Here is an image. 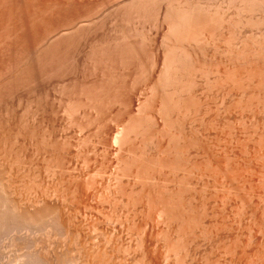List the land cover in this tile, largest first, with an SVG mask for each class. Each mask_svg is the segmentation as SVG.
Instances as JSON below:
<instances>
[{
  "label": "rangeland",
  "instance_id": "obj_1",
  "mask_svg": "<svg viewBox=\"0 0 264 264\" xmlns=\"http://www.w3.org/2000/svg\"><path fill=\"white\" fill-rule=\"evenodd\" d=\"M2 1L5 6L3 4L0 5V21L3 18L4 21L10 19V14H12L10 7L16 9H14V12L11 8L14 13H17V15H19L18 12L20 10L22 11V9H25H20V6L19 8L17 7L20 9L18 11L16 6L22 5V7H24L23 4H25L24 2H26V0H0L1 3ZM13 1H18V5ZM41 1L44 4L47 3L45 4L47 6L49 4L50 8L48 9V12L47 10L43 11L42 7L38 6L40 1H35L38 2V5L36 3L38 6V9L36 10L42 11V17L48 14L46 17H43L45 20L47 19L50 22L53 21V23L55 21L56 24L59 23L60 28L67 29L71 28V26L73 27V25H71L72 18L77 16V20H80L77 21L80 27H78L79 29H73L74 32L72 30L70 33L71 36H64V39L61 37L57 40L58 43L57 41H54L55 44L52 42V47L49 44V46L47 45V48L42 42L43 38H39L41 32L44 31L43 29H45L43 28L45 25L41 24L40 21H37L36 23L31 24L33 27L30 25L33 29L32 31L30 30L31 34L29 35L31 40V42H29L33 44L30 49L26 48L23 50L25 48L22 47L24 44L18 45V50L0 47V50L3 48L5 49H3L4 52L2 50L0 51V166L2 165L0 167V180H3L2 183H5L7 180L6 183H8L2 184L0 181V187H2L0 193L8 195V197L6 196L8 199L11 197L12 199L14 198L13 200L17 199L16 201H12L11 199V202L9 199V202L11 203H9L10 205H12L13 202V204L19 201L21 202L23 196L24 198H22V200L25 199L24 201H29L30 198L33 200L31 202L35 201V207L30 203V205L34 207L33 209L37 207V201L38 205L41 206L43 204L42 207L38 206L40 209L44 208L46 205L48 207V203L50 202L48 207L49 210L47 208V211H49V213H47L48 215L50 214L48 216L50 218L47 220L50 222L46 221L49 223V227H47L45 221H33L35 223L33 224L36 227L38 226V228L31 226V228H33L30 230L32 231L30 232L32 235H26L27 238L29 236H34V238H31L30 242L33 245V248L31 244L27 243L31 246L30 248H28V245L26 247L28 249V256L24 255V253H26L24 252L26 250L24 243L29 239L26 240V236L25 239L20 236L21 238L18 237L20 240L18 238L16 239L18 243L16 241L13 244L10 243L12 240L10 239L8 232L11 231H9V228L11 227L2 226L1 224L0 264H13L14 260L18 259V257L22 258V255H24L22 259L24 261L20 260L18 261V264L21 262L22 264H26L28 258L33 255L35 256V253H41L40 251L37 253L38 249L40 250L41 247V249L43 251L45 250L48 254L45 253V251H42L45 255L42 257L41 254L43 253H41L40 259H38V255L36 257L33 256L34 259H32V262L34 263L35 260L37 261L34 264H73L72 260L74 264H264V184H262V182L264 183V89L262 86L257 87V85V88H255L254 83L253 86H251L252 81H250V78H248L247 75V73L252 74L254 72L255 74L253 73L254 76H252L258 81L264 76V72L262 71V69L264 70V58L262 59V57H264V55H262L264 54L263 49L261 56L257 57H255V51L257 50L253 51L251 49L252 47L254 49V47H257L258 45H260L258 47H261V43H264L262 42L264 41V13L262 14L264 10H262V12L259 10L260 13L258 10L255 12L254 10H251L255 14L249 13L250 11H248V9L250 7H246L248 5V2L246 3V1L249 0H242L245 2L243 5H241L240 0H160L163 7H167L168 4H170L171 7H173L172 5H174V7L177 5L183 7L185 4V7L189 8V6L193 7L195 4L194 6L200 5L204 8L208 7L207 10L210 12H213L214 10L213 14L218 10L217 14L220 15H218L219 17L216 15L217 18H219V20L217 19V22L218 24H225L224 26H220L216 21L213 22V20L210 19L207 20L209 22L202 24L205 25L203 27L199 22L203 23L205 20H200L198 21V24H200V27L202 26L201 30L204 29L205 32L203 30L202 32L204 33L202 34L201 31L198 30L200 29L199 26L193 27L200 32L198 33L196 31L201 36L199 37L197 34L199 39L197 38L198 40L191 41V44L188 42L183 43V47L186 46L185 49L188 50L189 53L186 50H184V52L186 51L189 55L192 54L189 56L192 57L189 58V61L192 60L194 66L192 65L193 67L191 68H198L197 70L199 73L196 72L197 70L195 71L192 69L193 72L190 70V73H192L190 76L193 78L191 80H186L187 78H191L189 73H186L184 81H191L188 83L191 86L185 84L186 82H182V86H186V89L185 87L183 89L182 86L179 85L183 89V91L182 89L180 90L183 93L178 91L179 94H182L180 95L181 98L183 97L181 99L177 96L178 94L175 93V95H173V91H175L173 85H167L164 79H160L162 78L160 77V72L164 65L167 64L164 63V61H168V59L165 60V55H169L167 52L170 50V47H173V44L176 45V43L177 45L181 44L182 46V42L179 44L178 42L180 41H177L175 37L168 36L169 25L163 20L162 16L161 18L157 17L156 7H152V5L148 3L149 8L147 7L148 9L146 8L142 11H147L149 14L147 15L146 13H143L144 17L142 16L141 19L134 13L135 11H132L137 9V7L131 9L126 5V7H124L123 3L125 0ZM42 2L41 4L43 6ZM52 3L55 6H53ZM71 3L72 5L74 4V7H71ZM63 4L65 6H63ZM239 6H242V8ZM117 8L120 11H118ZM152 8L155 9L153 10ZM228 10L230 11L228 12ZM64 12H66V14ZM256 12H258V14ZM22 13L24 12L22 11ZM73 14H75V16ZM134 14L137 16H134ZM220 16L224 18H222L223 22L222 20L220 21ZM1 17L3 18L1 19ZM69 17L72 18L68 19ZM257 17L262 25H259L261 24L260 22L259 24L257 23ZM212 18L215 20V15ZM83 24L86 26H82ZM30 26L28 25L27 28ZM209 32L210 34H208ZM255 34H258L259 37H256ZM261 36L263 40H261ZM37 39H39V41ZM253 39L256 41H253ZM243 40L247 43L250 42L248 48L251 47L250 49L254 54L250 49L249 53L251 52L252 55H254L257 62L259 60L258 63L253 60V63L247 64L246 62L248 61L246 59V61H244L245 64L238 63L239 60L241 62L243 61V58L246 57L248 60L251 58L254 59L251 54H247L248 48L246 49L245 46H248V44H243ZM116 43H119V46ZM253 43H255V46ZM27 44L25 45L27 46ZM240 44L243 48L242 50ZM234 45L237 48H240V50L238 49L239 51H243L245 48L247 51L245 52L244 50L243 53L245 52L247 56H243V58H241L242 56H237V54L241 55L242 52L237 53V48H235L236 50H233V47H235ZM28 46H30V44H28ZM39 47L46 48L45 51L39 52L42 58L33 50L34 48L40 49ZM258 47L255 49H258ZM134 48H137L136 51ZM259 50H261V48H259ZM231 51H236L235 57H239L238 61H236L238 58H234V52V55H232ZM36 55L38 57H35ZM249 55L252 57L248 58ZM258 55H260V51ZM32 57L33 59H31ZM113 57H115V59ZM17 62V65H20L21 67L16 65ZM261 62H263V66L260 64ZM192 63H190V65ZM197 63L201 66L198 67ZM257 64L259 65L257 66ZM237 65L239 67H237ZM243 65H245V67ZM256 66L262 71V74L259 75V70L257 68L255 70ZM17 68L21 70L19 71ZM23 69L27 70L25 71ZM43 70H45V72ZM237 70H239V72ZM235 72H237V74ZM242 72L246 75L243 74L238 77V74H241ZM12 75H15L16 80L18 79L17 81L20 83L19 85H16L17 81L15 82V80H13L15 84L12 82L11 85L10 82L12 79H15ZM29 75H33V77H30ZM187 75L189 77H187ZM230 76L232 77L231 79ZM257 76H259V78ZM234 77L235 79L238 78V81L241 82H235L237 80H235ZM25 78H27V80ZM247 78L249 80L248 82H246ZM158 79H160L159 82ZM7 80L10 82L7 83ZM243 80H245V82ZM236 83L242 85L238 86ZM247 83L250 84L251 87ZM7 84L12 87L8 88ZM14 85H16V87ZM187 86L189 88H187ZM244 88L245 90L243 91ZM246 89L250 90L245 92ZM251 90H255V92H252ZM243 92H245V95ZM249 92L251 94H249ZM254 93H258L256 95L260 98L258 99ZM154 94L156 95L154 96ZM252 94H254V97L251 96ZM248 95L251 96V98L249 96L251 101L247 98ZM187 96L189 98H187ZM161 98L165 99L163 100ZM167 98L169 100H167ZM175 98H178L177 100L181 99V105L179 104V107L184 105L180 108L184 110H180L181 113L179 114L177 113L179 111L176 112L174 110L177 102ZM252 98L254 100H252ZM255 98L257 99L255 100ZM151 99L153 100L151 101ZM162 101H165L166 103H163ZM168 104H172L174 107ZM251 105L254 107H251ZM9 106L10 108H8ZM152 106L156 111L154 110V112H152ZM155 106H157L159 110L163 109L162 111L166 112L163 114L165 116L160 115L163 113L162 111V113L159 112L157 115L156 112L158 110L154 108ZM163 106L166 109H164ZM179 107L176 105L175 109ZM193 107L195 108L193 109ZM170 109L172 110L171 112H169ZM189 111H191V113ZM183 112L184 114L186 113V116ZM151 114L152 116H155L154 120L152 119ZM149 117H151V121L149 120ZM168 119L170 122L167 121ZM201 120L203 122H201ZM136 122L139 124H135ZM153 123H155L156 126ZM152 124L154 127H152ZM133 125H135V127L138 126V131L140 133L137 132V127L135 131L138 134L135 133ZM64 126L65 128H63ZM125 128H127V130ZM155 128L158 129L157 131L160 132V134L155 131ZM123 129H125V131ZM159 129L161 131H159ZM43 132L45 133L43 134ZM141 133L145 134L141 135ZM150 134L152 136H150ZM176 134L177 137L181 135V138L178 137L180 141L175 137ZM115 135H119L121 137H119L120 140L119 138L116 140ZM172 136L175 137L176 140H174L175 138ZM19 144H22V147ZM184 155L188 156L185 157ZM18 157L19 160H17ZM2 163H4L5 166ZM163 164H165V166ZM168 164L171 165L169 166ZM144 165L145 167H143ZM6 169L11 173L7 172ZM210 170H212V172ZM116 174H118L117 177ZM126 174L129 175L127 176ZM8 177L9 179H7ZM181 183L184 184L182 185ZM3 185H6L4 188L7 187L5 190L9 191L10 189V191L5 193L3 190V192H1ZM12 185L14 187H12ZM33 198L37 200H34ZM38 198L41 200L44 198L45 201H39L40 199L38 200ZM8 199H5L6 202ZM2 201L4 202V198ZM15 205H17V203ZM162 207H166L164 208V211L160 210ZM167 211H170L168 212L169 214ZM171 213H174L175 215ZM176 216H179V218H175ZM46 218L47 217H45V219ZM56 220H59V222ZM38 222H42V224L44 222L48 229L44 228V224H40L44 228L41 230L42 227H40ZM1 231H3V234ZM31 248L34 249L33 253L35 252L32 255V251H30L32 250ZM21 249H24L23 254H21ZM63 257H65L64 260ZM77 257H82L81 260H84L85 262L80 261V259L76 260L75 258ZM65 260L66 262H64ZM78 261H80V263Z\"/></svg>",
  "mask_w": 264,
  "mask_h": 264
},
{
  "label": "bare ground",
  "instance_id": "obj_2",
  "mask_svg": "<svg viewBox=\"0 0 264 264\" xmlns=\"http://www.w3.org/2000/svg\"><path fill=\"white\" fill-rule=\"evenodd\" d=\"M25 1V0H24ZM36 0H26V2H24L25 4H23V6L24 7H22V5H18V1L17 2H14V3H16L18 6H16V8L18 7H20L21 6V8L20 9H22V8H25V9H22V11L24 12V13H22V11L20 10V9H18L17 8V10L19 11H21V13H20V11L18 12L19 13V15H17V13H14L15 12V8H12V7H10V11L12 12V14H10V17H9V15H8V17L10 18L9 20L7 19V18H5V19H7V20H5L4 21V18L3 17H1V21H0V47H7L8 49H17L18 50V48H19V46L18 45H21V44H24L22 47L24 48H22L23 50H25L26 48L27 49H30L32 46L31 45H33V44H31L30 42H31V40H30V30L32 31L33 29L31 28V24H33V23H36L37 21L39 22H41V24H43V25H45L43 28H45V29H43L44 31L43 32H41V34H40V36H39V38H43V40H42V42H43V44H45V46H49V44L51 45V43L52 42H54V41H57L59 38H63L64 36H68L69 37V35L71 36V32H72V30L73 29H75V28H78V27H80V25H79V23H77V21H80V20H77V16L76 17H69L68 19H70V18H72L73 20H72V23H71V25H73V27L71 26V28H67V29H64V28H60L59 27V23L58 24H56V22L54 21V23H53V21L52 22H50L49 20H45V18H43L42 17V14H41V10H36V9H38V6H40V7H42V10L44 11V10H47V12H48V9H50L49 8V4H48V6L47 5H45V4H47V3H43L41 0H39L40 2V4L38 5V2H35ZM56 1V0H55ZM58 1V0H57ZM75 1V0H74ZM73 1V2H74ZM87 1V0H86ZM163 1V0H162ZM161 1V2H162ZM178 1V0H177ZM193 1V0H192ZM195 1V0H194ZM241 1V5H243L245 2H243L242 0H240ZM246 1V0H245ZM5 2V1H4ZM41 2L43 3V6H42V4H41ZM45 2V1H44ZM51 2V1H50ZM49 2V3H50ZM54 2V1H53ZM187 2V1H186ZM208 2V1H207ZM215 2V1H214ZM243 2V3H242ZM248 2V5L246 6V7H250L249 9H248V11H250L249 13H251V14H255L254 12L256 11V10H258V12H259V10L262 12V10H264V0H249V1H246V3ZM5 3H7V2H5ZM36 3H37V5H36ZM62 3V2H61ZM64 3V2H63ZM101 3V2H100ZM115 3V2H114ZM122 3V2H121ZM148 3L149 4H151L152 5V7H156V12H157V17H159V18H161V16H162V18H163V20H165L166 21V23H167V25H169V27H168V29H169V33H168V36H173V37H175V39L177 40V41H180V42H178L179 44L182 42V46H181V44L180 45H177V43H176V45L175 44H173L174 46L171 48L170 47V50L167 52V54H169L168 56L167 55H165V60H167L168 59V61H164V63H167V64H165L164 65V67L162 68V71L160 72L161 73V76L160 77H162V78H160V79H164V81L166 82V84L167 85H173L172 87L174 88V90L176 91H173L174 92V94L173 95H175V93L176 94H178L177 96H179L180 98H181V96L180 95H182V94H179V92L180 93H183V92H181L180 90L183 88L184 89V87H185V89H186V86L185 85H183L182 86V82L183 83H185V84H188V83H190L191 81H184L185 80V78H184V76H186V73H189V76H190V74H192V73H190V70H191V72H193L192 71V69L193 68H191V67H193L194 65H193V63H192V60L191 61H189L190 59L189 58H192V57H189V56H191L192 54H188L189 53V51L188 50H186L185 48H186V46L185 47H183V43L184 42H188L189 44H191L190 42L191 41H193V40H198L199 38H198V36L200 37L201 35H199L198 33H200V32H198L197 30H196V28H193V27H198L200 24L202 25V24H204V23H207V22H209V21H207V20H210V19H212L213 20V22L214 21H216V23L218 24V20H219V18H217V16L218 15H220V14H217L218 12V10L217 11H215V13L213 14V12H214V10H213V12L211 13L209 10H207V8H204V7H201L200 5L198 6H194L193 5V7L191 6H189V8H186L185 7V4L183 5V7L182 6H175L174 7V5H172L173 7H171V5L170 4H168L167 5V7H163V4L162 3H160V0H125L124 1V7H126V6H129V8L131 9V8H136L137 7V9H134V10H132V11H135L134 13L135 14H137L138 15V17H144V14L146 13L147 15L149 14V13H147V11L146 12H144V11H142V10H145L149 5H148ZM161 5H160V4ZM165 3V2H164ZM192 3V2H191ZM201 3V2H200ZM216 3V2H215ZM1 4H3L4 5V3H3V1H2V3L0 2V5ZM20 4V3H19ZM65 4V3H64ZM63 4V6H65ZM67 4V3H66ZM69 4H70V2H69ZM76 4V3H75ZM176 4V3H175ZM183 4V3H182ZM196 4H199V3H196ZM205 4V3H204ZM240 4V3H239ZM8 5V4H7ZM52 5H53V3H52ZM61 5V4H60ZM93 5V4H92ZM103 5V4H102ZM111 5V4H110ZM126 5V6H125ZM170 5V6H169ZM189 5V4H188ZM229 5V4H228ZM5 6V5H4ZM53 6H55V5H53ZM57 6H59V5H57ZM62 6V5H61ZM74 7V4L72 5V3H71V7ZM89 6V5H88ZM221 6H222V4H221ZM245 6V5H244ZM13 7H14V5H13ZM51 7V6H50ZM60 7V6H59ZM120 7V6H119ZM118 7V8H119ZM123 7V6H122ZM151 7V6H150ZM188 7V6H187ZM219 7V6H218ZM240 7V6H239ZM13 9V11H12V9ZM52 8H54V7H52ZM64 8V7H63ZM68 8V7H67ZM91 8V7H90ZM117 8V9H118ZM149 8V7H148ZM147 8V9H148ZM222 8V7H221ZM230 8V7H229ZM228 8V9H229ZM240 8H242V6L240 7ZM15 9V10H14ZM62 9V8H61ZM84 9V8H83ZM127 9V8H126ZM153 9V8H152ZM155 9V8H154ZM153 9V10H154ZM210 9V8H209ZM9 10V9H8ZM25 10V11H24ZM72 10V9H71ZM74 10H75V8H74ZM78 10V9H77ZM112 10V9H111ZM152 10V11H153ZM237 10V9H236ZM241 10V9H240ZM251 10H254V12H252ZM70 11V10H69ZM117 11V10H116ZM118 11H120L119 9H118ZM129 11V10H128ZM152 11H151V13H152ZM230 10H228V12H229ZM243 11H244V9H243ZM247 11V12H248ZM8 12V11H7ZM52 12H53V9H52ZM51 12V13H52ZM57 12V11H56ZM62 12V11H61ZM60 12V13H61ZM76 12V11H75ZM97 12V11H96ZM100 12V11H99ZM131 12V11H130ZM220 12V11H219ZM258 12H256L257 14H258ZM3 13H5V12H3ZM55 13V12H54ZM65 14H66V12H64ZM113 13H114V11H113ZM123 13V12H122ZM133 13V12H132ZM144 13V14H143ZM153 13H154V11H153ZM211 13V14H210ZM240 13V12H239ZM260 13V12H259ZM264 13V11L262 12V14ZM53 14V13H52ZM56 14V13H55ZM134 14V16H137V15H135ZM5 15V14H4ZM3 15V16H4ZM48 14H46V16H47ZM74 16H75V14H73ZM72 15V16H73ZM77 15V14H76ZM107 15V14H106ZM125 15V14H124ZM132 15V14H131ZM151 15V14H150ZM214 15H215V20H214V18H212V17H214ZM217 15V16H216ZM222 15V14H221ZM227 15V14H226ZM261 15V14H260ZM264 15V14H263ZM2 16V15H1ZM17 16V17H16ZM45 16V17H46ZM71 16V15H70ZM126 16V15H125ZM56 17V16H55ZM138 17H136V18H138ZM146 17H148V16H146ZM219 17V16H218ZM230 17V16H229ZM246 17V16H245ZM254 17V16H253ZM259 17V16H258ZM258 17H257V23L259 24V22L260 21H258ZM261 17V16H260ZM223 17L222 16H220V21L222 20V22H223V19H222ZM231 18V17H230ZM243 18V17H242ZM51 19H53V18H51ZM67 19V20H68ZM128 19V18H127ZM142 19V18H141ZM218 19V20H217ZM226 19V18H225ZM250 19H253V18H250ZM250 19H249V21H250ZM261 19V18H260ZM58 20V19H57ZM62 20V19H61ZM107 20V19H106ZM129 20V19H128ZM144 20V19H143ZM162 20V21H163ZM203 21V20H205V21H203V23L202 22H199L200 24H198V21ZM69 21H71V20H69ZM157 21H159V20H157ZM164 21V22H165ZM224 21H226V20H224ZM241 21H242V19H241ZM249 21H248V24H249ZM252 21V20H251ZM255 21V20H254ZM263 21H264V17H263ZM262 21V22H263ZM46 22H47V24H46ZM136 22V21H135ZM138 22V21H137ZM154 22V21H153ZM197 22V23H196ZM253 22V21H252ZM52 23V24H51ZM194 23H196V24H194ZM243 23V22H242ZM251 23V22H250ZM261 23V22H260ZM40 24V23H39ZM54 24H56V25H54ZM89 24V23H88ZM92 24V23H91ZM110 24V23H109ZM139 24H140V22H139ZM198 24V25H197ZM211 24V23H210ZM215 24V23H214ZM214 24H213V26H214ZM220 24V26L221 25H225L224 23H219ZM218 24V25H219ZM254 24V23H253ZM264 24V23H263ZM28 25L30 26L29 28H27L28 27ZM85 24H83L82 26H84ZM94 25V24H93ZM111 25V24H110ZM195 25V26H194ZM252 25V24H251ZM259 25H262V23L261 24H259ZM258 25V26H259ZM86 26V25H85ZM155 26V25H154ZM203 27L205 26V25H202ZM201 26V27H202ZM206 26H208V25H206ZM219 26V27H220ZM228 26V25H227ZM240 26V25H239ZM33 27V26H32ZM39 27V26H38ZM107 27V26H106ZM200 27V26H199ZM200 27V29H198L199 31H201V33L203 34L204 32H205V30H204V32H202L203 30H201L202 28ZM217 27V26H216ZM218 27V28H219ZM31 28V29H30ZM37 28V27H36ZM41 28V27H40ZM119 28H120V26H119ZM208 28V27H207ZM3 29V30H2ZM39 29V28H38ZM37 29V30H38ZM79 29V28H78ZM81 29V28H80ZM195 31H194V30ZM206 29V28H205ZM215 29V28H214ZM220 29V28H219ZM254 29V28H253ZM256 29V28H255ZM260 29V28H259ZM40 30V29H39ZM91 30V29H90ZM116 30V29H115ZM211 30V29H210ZM209 30V31H210ZM229 30H230V27H229ZM234 30V29H233ZM236 30V29H235ZM25 31V32H24ZM36 31V30H35ZM34 31V32H35ZM75 31H77V30H75ZM198 33H197V32ZM206 31H207V29H206ZM213 31V30H212ZM223 31V30H222ZM258 31V30H257ZM73 32H74V30H73ZM79 32V31H78ZM138 32V31H137ZM208 32V31H207ZM253 32V31H252ZM251 32V33H252ZM261 32V31H260ZM35 33H37V32H35ZM76 33V32H75ZM85 33V32H84ZM214 33V32H213ZM167 34V33H166ZM197 34H198V36H197ZM208 34H210V32L208 33ZM262 34V33H261ZM74 35V34H73ZM205 35V34H204ZM244 35V34H243ZM254 35V34H253ZM256 35V37H259L258 36V34H255ZM33 36V35H32ZM133 36V35H132ZM136 36V35H135ZM154 36V35H153ZM156 36V35H155ZM220 36V35H219ZM68 37H66V38H68ZM73 37V36H72ZM81 37V36H80ZM93 37V36H92ZM126 37V36H125ZM263 37H264V35H263ZM65 38V39H66ZM71 38V37H70ZM169 38V37H168ZM198 38V39H197ZM203 38V37H202ZM230 38V37H229ZM244 38H245V36H244ZM249 38H252V37H249ZM34 39V38H33ZM64 39V38H63ZM62 39V40H63ZM72 39H74V38H72ZM129 39V38H128ZM174 39V40H175ZM201 39V38H200ZM235 39V38H234ZM257 39V38H256ZM264 39V38H263ZM262 39V36H261V40H263ZM36 40V39H35ZM38 41H39V39H37ZM70 40V39H69ZM79 40V39H78ZM131 40V39H130ZM129 40V41H130ZM141 40H143V39H141ZM175 40V41H176ZM240 40V39H239ZM247 40V39H246ZM250 40V39H249ZM259 40V39H258ZM30 41V42H29ZM61 41V40H60ZM127 41V40H126ZM145 41H146V38H145ZM172 41V40H171ZM230 41V40H229ZM253 41H256L255 39H253ZM29 42V43H28ZM72 42V41H71ZM70 42V43H71ZM73 42H75V41H73ZM144 42V41H143ZM165 42V41H164ZM163 42V43H164ZM195 42H197V41H195ZM243 44H248V46L246 45H244L245 47H246V49L249 47V43H247V42H245L244 40H243ZM258 42V41H257ZM256 42V43H257ZM262 42H264V41H262ZM30 44V46H28V44ZM38 43V42H37ZM57 43H58V41H57ZM126 43V42H125ZM124 43V44H125ZM142 43V42H141ZM187 43V44H188ZM228 43V42H227ZM5 44V45H4ZM25 44H27V46L25 45ZM54 44H55V42H54ZM61 44H63V43H61ZM75 44V43H74ZM111 44V43H110ZM117 44V43H116ZM186 44V43H185ZM209 44V43H208ZM254 44V46H255V43H253ZM259 44V43H258ZM257 44V45H258ZM264 43H261V47H258V46H260V45H258L257 47H258V49H255V48H257V47H254V49H253V47L251 48L253 51H255V50H257V51H255V57H257V56H261V54H262V49H263V53H264V45H263ZM58 45V44H57ZM60 45V44H59ZM73 45V44H72ZM115 45V44H114ZM118 46H119V43L117 44ZM122 45V44H121ZM171 45V44H170ZM219 45V44H218ZM239 45V44H238ZM252 45V44H251ZM34 46H35V41H34ZM43 46V45H42ZM48 46H47V48H48ZM61 46V45H60ZM125 46V45H124ZM206 46V45H205ZM222 46V45H221ZM235 46V45H234ZM240 46H241V44H240ZM253 46V45H252ZM51 47H52V45H51ZM57 47V46H56ZM129 47V46H128ZM146 47V46H145ZM156 47V46H155ZM197 47V46H196ZM208 47V46H207ZM20 48H21V46H20ZM40 48V47H39ZM53 48H55V47H53ZM61 48V47H60ZM79 48V47H78ZM131 48V47H130ZM152 48V47H151ZM190 48V47H189ZM234 48V49H233ZM232 49L233 50H236L235 48H237L236 46L235 47H233ZM250 48H248L247 50L244 48V50H245V52L247 51V54L249 53V49ZM259 48H261V50H259ZM4 49V48H3ZM3 49H1L2 51H3ZM52 49V48H51ZM58 49V48H57ZM82 49V48H81ZM119 49V48H118ZM135 49V48H134ZM137 49V48H136ZM136 49H135V51H136ZM145 49V48H144ZM240 50V48L238 47L237 48V53H239V52H242L243 53V51H239ZM243 48H242V46H241V50H242ZM250 49V51L253 53V51ZM0 50V51H1ZM5 50V49H4ZM7 50V49H6ZM37 54H38V56H40V54H39V52L41 51V52H43V51H45L46 50V48L44 49V47L43 48H40V49H38V48H34L33 49ZM72 50H73V48H72ZM112 50H113V48H112ZM143 50V49H142ZM184 50H186L188 53H186V51L184 52ZM191 50V49H190ZM197 50V49H196ZM213 50V49H212ZM223 50V49H222ZM260 51V55H258L259 54V51ZM12 51V50H11ZM81 51V50H80ZM130 51V50H129ZM166 51V50H165ZM4 52V51H3ZM7 52H8V50H7ZM16 52V51H15ZM47 52V51H46ZM59 52V51H58ZM58 52H57V54H58ZM61 52H62V50H61ZM67 52V51H66ZM73 52V51H72ZM133 52V51H132ZM170 52V53H169ZM214 52V51H213ZM218 52V51H217ZM230 52V51H229ZM234 52V51H233ZM233 52L231 51V53H232V55H234V58L235 59H237L236 61H238L239 60V57L240 56H242L241 58H243V56L244 57H246L247 56V54L244 52L243 54L241 53V55H239V54H237V56H239V57H235L236 56V51L234 52V54H233ZM249 53V54H251L252 55V53ZM2 53V52H1ZM25 53H26V51H25ZM30 53V52H29ZM55 53V52H54ZM92 53V52H91ZM135 53V52H134ZM153 53V52H152ZM165 53V52H164ZM191 53V52H190ZM216 53V52H215ZM258 53V54H257ZM133 54V53H132ZM188 54V55H187ZM220 54V53H219ZM254 54V53H253ZM257 54V55H256ZM43 55V54H42ZM47 55V54H46ZM55 55H56V53H55ZM61 55H62V53H61ZM164 55V54H163ZM216 55V54H215ZM221 55V54H220ZM262 55H264V54H262ZM1 56V55H0ZM37 55L35 56V57H38ZM44 56V55H43ZM49 56V55H48ZM50 56H52V55H50ZM59 56V55H58ZM139 56V55H138ZM167 56V57H166ZM253 56V58L254 59H247V57L246 58H243V61H241L240 62V60L238 61V63L240 64V63H244L245 64V62L244 61H248V62H246L247 64L248 63H253L254 61L253 60H255L256 61V58L254 57V55H252ZM252 56H250L249 55V57L248 58H250V57H252ZM15 57V56H14ZM41 57V56H40ZM39 57V58H40ZM47 57V56H46ZM63 57V56H62ZM61 57V58H62ZM201 57V56H200ZM212 57V56H211ZM232 57V56H231ZM42 58V57H41ZM56 58H57V56H56ZM60 58V59H61ZM114 59H115V57H113ZM127 58V57H126ZM146 58V57H145ZM199 58V57H198ZM205 58V57H204ZM233 58V59H234ZM264 57H262V59H263ZM6 59V58H5ZM31 59H33V57L31 58ZM45 59V58H44ZM49 59H50V57H49ZM48 59V60H49ZM63 59V58H62ZM122 59V58H121ZM215 59V58H214ZM221 59H222V57H221ZM235 59H234V61H235ZM246 59V60H245ZM259 59V58H258ZM46 60V59H45ZM110 60V59H109ZM199 60V59H198ZM226 60V59H225ZM230 60V59H229ZM264 60V59H263ZM7 61V60H6ZM17 61V60H16ZM29 61V60H28ZM34 61V60H33ZM53 61V60H52ZM59 61V60H58ZM212 61V60H211ZM260 61H262V60H260ZM9 62V61H8ZM22 62V61H21ZM45 62V61H44ZM43 62V63H44ZM55 62H57V61H55ZM60 62V61H59ZM122 62V61H121ZM153 62V61H152ZM203 62V61H202ZM257 62V61H256ZM258 62H259V60H258ZM257 62V63H258ZM264 62V61H263ZM263 62H261L260 64L263 66ZM35 63V62H34ZM41 63V62H40ZM42 63V64H43ZM163 63V64H164ZM190 63H192L191 65H190ZM196 63V62H195ZM194 63V64H195ZM199 63V62H198ZM197 63V64H198ZM230 63V62H229ZM8 64V63H7ZM18 64V62L16 63V65ZM21 64V63H20ZM25 64V63H24ZM47 64V63H46ZM60 64V63H59ZM142 64V63H141ZM235 64H237V63H235ZM3 65H4V63H3ZM23 65V64H22ZM35 65V64H34ZM63 65H64V63H63ZM193 65V66H192ZM254 65V64H253ZM255 65H256V63H255ZM259 64H257V66H258ZM260 65V66H261ZM9 66V65H8ZM17 66H20V65H17ZM17 66H15V67H17ZM43 66H44V64H43ZM155 66V65H154ZM199 66H201L200 64H198V67ZM220 66V65H219ZM244 67H245V65H243ZM248 66V65H247ZM246 66V67H247ZM252 66V65H251ZM250 66V67H251ZM257 66L255 67V70H256V68H257ZM21 67V66H20ZM24 67V66H23ZM59 67V66H58ZM117 67V66H116ZM197 67V66H196ZM203 67V66H202ZM224 67V66H223ZM235 67V66H234ZM237 67H239L238 65H237ZM25 68V67H24ZM47 68V67H46ZM60 68V67H59ZM62 68V67H61ZM201 68V67H200ZM199 68V69H200ZM241 68V67H240ZM239 68V69H240ZM260 68H262V67H260ZM264 68V67H263ZM15 69V68H14ZM18 70H19V68H17ZM16 69V70H17ZM44 69V68H43ZM198 69V68H197ZM196 68L195 69H193V70H197ZM247 69V68H246ZM248 69H249V67H248ZM258 69V68H257ZM2 70V69H1ZM21 70V69H20ZM19 70V71H20ZM23 70H25V69H23ZM27 70V69H26ZM25 70V71H26ZM33 70V69H32ZM201 70V69H200ZM199 70V71H200ZM236 70V69H235ZM259 70V69H258ZM29 71V70H28ZM36 71V70H35ZM40 71H41V69H40ZM44 72H45V70H43ZM42 71V72H43ZM59 71V70H58ZM206 71V70H205ZM234 71V70H233ZM238 72H239V70H237ZM247 71H249V70H247ZM253 71V70H252ZM260 71L261 70H259V75L260 74H262V71L264 72V70L262 69V71H261V73H260ZM55 72V71H54ZM57 72V71H56ZM63 72H64V70H63ZM196 72H198V70L196 71ZM256 72V71H255ZM9 73V72H8ZM24 73V72H23ZM27 73V72H26ZM25 73V74H26ZM28 73H30V72H28ZM51 73H52V71H51ZM195 73V72H194ZM193 73V74H194ZM199 73V72H198ZM236 74H237V72H235ZM244 73H245V71H244ZM243 72L241 73V74H238V77H240L239 75H243L244 74ZM254 73V72H253ZM253 73L252 74H248L247 73V75H248V78H250V81H252V85L251 86H253V83H254V85H255V88H257V87H260V86H262L263 87V89H264V79H263V77L264 76H262V79H263V81H262V79H260L259 81L256 79L255 80V78L253 77L254 75H253ZM1 74V73H0ZM10 74V73H9ZM17 74V73H16ZM24 74V75H25ZM31 74V73H30ZM53 74V73H52ZM203 74H204V72H203ZM235 74V75H236ZM255 74V73H254ZM4 75V74H3ZM18 75V74H17ZM34 75V74H33ZM33 75L31 76V75H29L30 77H33ZM59 75V74H58ZM195 75V74H194ZM194 75H192V76H194ZM200 75H201V73H200ZM227 75V74H226ZM229 75V74H228ZM244 75H246V74H244ZM253 75V76H252ZM12 76H14V78H15V75H12ZM21 76H23V75H21ZM20 76V77H21ZM28 76V75H27ZM50 76V75H49ZM81 76V75H80ZM85 76V75H84ZM110 76V75H109ZM143 76V75H142ZM188 75H187V77H189ZM231 76H232V74H231ZM230 76V79L232 78ZM237 76V75H236ZM235 76V77H236ZM101 77V76H100ZM191 77V76H190ZM221 77V76H220ZM222 77H223V75H222ZM235 77H234V79H235ZM258 78H259V76H257ZM256 77V78H257ZM13 78V77H12ZM106 78V77H105ZM147 78V77H146ZM246 78V77H245ZM244 78V79H245ZM248 78H247V80H246V82H248L249 80H248ZM261 78V77H260ZM20 79V78H19ZM26 80H27V78H25ZM29 79V78H28ZM31 79V78H30ZM125 79V78H124ZM160 79H158V82H159V80ZM191 79H193L192 77L190 78V79H186V80H191ZM195 79H196V77H195ZM229 79V80H230ZM6 80V79H5ZM9 80V79H8ZM8 80H7V83H9L8 82ZM13 80H15V82L18 80H16V78L15 79H12V81L10 82L11 83V85H12V82L14 83V81ZM21 80H22V78H21ZM20 80V81H21ZM24 80V79H23ZM107 80V79H106ZM223 80V79H222ZM222 80H221V82H222ZM235 80H237V81H235V82H241V81H238V78L237 79H235ZM87 81V80H86ZM85 81V82H86ZM114 81H115V78H114ZM195 81V80H194ZM225 81H228V80H225ZM244 82H245V80H243ZM25 82V81H24ZM28 82V81H27ZM151 82V81H150ZM181 82V83H180ZM192 82H193V80H192ZM17 83H18V81H17ZM16 83V85H19L20 83H18L17 84ZM56 83V82H55ZM92 83H93V81H92ZM99 83V82H98ZM128 83V82H127ZM143 83V82H142ZM162 83H163V81H162ZM258 83V84H257ZM2 84V83H1ZM15 84V83H14ZM88 84H89V82H88ZM159 84V83H158ZM193 84V83H192ZM237 84V83H236ZM244 84V83H243ZM248 84V83H247ZM16 85H14L15 87H16ZM28 85V84H27ZM42 85V84H41ZM49 85V84H48ZM68 85V84H67ZM141 85V84H140ZM139 85V86H140ZM182 86V88L180 87V86ZM190 84H188V86H189ZM194 85V84H193ZM198 85V84H197ZM238 85V84H237ZM242 85V84H241ZM240 84L238 85V86H241ZM249 86H250V84H248ZM248 85H246V86H248ZM256 85H257V87H256ZM3 86V85H2ZM7 86H8V88L9 87H12V86H9L8 84H7ZM6 86V87H7ZM99 86V85H98ZM125 86V85H124ZM142 86V85H141ZM149 86V85H148ZM166 86V85H165ZM187 86V88H189ZM191 86V85H190ZM216 86V85H215ZM250 86V87H251ZM5 87V88H6ZM19 87V86H18ZM28 87V86H27ZM53 87H55V86H53ZM171 87V86H170ZM169 87V88H170ZM180 87V88H179ZM193 87V86H192ZM236 87V86H235ZM250 87H248V88H250ZM1 88V87H0ZM20 88V87H19ZM39 88V87H38ZM99 88V87H98ZM122 88V87H121ZM239 88V87H238ZM243 88V87H242ZM245 88H247V87H245ZM245 88L243 89V91L245 90ZM15 89V88H14ZM47 89V88H46ZM80 89V88H79ZM113 89V88H112ZM123 89V88H122ZM136 89V88H135ZM143 89V88H142ZM156 89H157V87H156ZM183 89H182V91H183ZM203 89V88H202ZM224 89V88H223ZM236 89V88H235ZM37 90V89H36ZM42 90V89H41ZM110 90V89H109ZM225 90V89H224ZM250 89H246V91L245 92H248ZM5 91V90H4ZM10 91V90H9ZM162 91V90H161ZM171 91V90H170ZM179 91V92H178ZM184 91H187V90H184ZM201 91V90H200ZM205 91V90H204ZM230 91V90H229ZM232 91H234V90H232ZM242 91V90H241ZM252 91V90H251ZM250 91V92H251ZM254 92H255V90H253ZM252 91V92H253ZM55 92V91H54ZM90 92V91H89ZM164 92V91H163ZM178 92V93H177ZM245 92H243V94L245 93ZM249 92V94H251ZM263 92H264V90H263ZM4 93V92H3ZM12 93V92H11ZM57 93H58V91H57ZM69 93V92H68ZM165 93V92H164ZM197 93V92H196ZM222 93V92H221ZM240 93V92H239ZM261 93V92H260ZM83 94V93H82ZM85 94V93H84ZM159 94V93H158ZM163 94V93H162ZM162 94H160V95H162ZM166 94V93H165ZM168 94V93H167ZM170 94V93H169ZM189 94V93H188ZM205 94V93H204ZM255 94V93H254ZM254 94H252L251 96H253L254 97ZM256 94H258V93H256ZM255 94V95H256ZM264 94V93H263ZM4 95V94H3ZM21 95V94H20ZM92 95V94H91ZM156 94H154V96H155ZM245 95V94H244ZM50 96V95H49ZM57 96V95H56ZM143 96V95H142ZM148 96V95H147ZM166 96V95H165ZM170 96V95H169ZM227 96H228V94H227ZM249 96L250 95H248V99H249ZM251 96H250V98H251ZM262 96V95H261ZM9 97V96H8ZM18 97H19V95H18ZM52 97V96H51ZM97 97V96H96ZM119 97V96H118ZM173 97V96H172ZM175 97V96H174ZM194 97V96H193ZM201 97V96H200ZM203 97V96H202ZM256 97H257V95H256ZM91 98V97H90ZM97 98H99V97H97ZM110 98V97H109ZM125 98V97H124ZM156 98H157V96H156ZM171 98V97H170ZM183 98V97H182ZM181 98V99H182ZM185 98V97H184ZM187 98H189L188 96H187ZM258 98V97H257ZM257 98H255V100L257 99ZM260 98V97H259ZM258 98V99H259ZM4 99H5V97H4ZM33 99H34V97H33ZM155 99V98H154ZM161 99H163V98H161ZM165 99V98H164ZM163 99V100H164ZM176 99V98H175ZM175 99H174V101H175ZM178 99V98H177ZM176 99V105H177V107H179V104L181 105V99L180 100H177ZM191 99V98H190ZM240 99V98H239ZM263 99V98H262ZM3 100V99H2ZM9 100V99H8ZM153 99H151V101H152ZM167 100H169L168 98H167ZM187 100V99H186ZM185 100V101H186ZM206 100V99H205ZM214 100H215V98H214ZM241 100V99H240ZM243 100V99H242ZM250 101H251V99H249ZM252 100H254L253 98H252ZM44 101V100H43ZM50 101V100H49ZM114 101V100H113ZM172 101V100H171ZM180 101V102H179ZM191 101V100H190ZM194 101V100H193ZM213 101V100H212ZM248 101V100H247ZM259 101V100H258ZM264 101V100H263ZM2 102V101H1ZM9 102V101H8ZM13 102V101H12ZM32 102V101H31ZM39 102V101H38ZM108 102V101H107ZM156 102V101H155ZM163 102V101H162ZM173 102V101H172ZM171 102V103H172ZM183 102H184V100H183ZM182 102V103H183ZM204 102H206V101H204ZM210 102V101H209ZM214 102V101H213ZM225 102V101H224ZM254 102V101H253ZM112 103V102H111ZM151 103H153V102H151ZM163 103H166L165 101L163 102ZM162 103V104H163ZM169 103V102H168ZM194 103V102H193ZM202 103V102H201ZM235 103V102H234ZM247 103H249V102H247ZM1 104V103H0ZM6 104V103H5ZM14 104V103H13ZM22 104V103H21ZM61 104V103H60ZM143 104V103H142ZM158 104H159V102H158ZM174 104V103H173ZM186 104H188V103H186ZM185 104V105H186ZM237 104V103H236ZM253 104V103H252ZM255 104V103H254ZM40 105H41V103H40ZM147 105H148V103H147ZM154 105V104H153ZM157 105V104H156ZM167 105V104H166ZM168 105H171L172 107H174V105H172V104H168ZM176 105H175V107H176ZM213 105V104H212ZM256 105V104H255ZM160 106H162V105H160ZM184 106V105H183ZM182 106V107H183ZM219 106H220V104H219ZM233 106V105H232ZM253 105H251V107H252ZM260 106H261V104H260ZM175 107H174V110L177 112V111H179V112H177L178 114L179 113H181V111L180 110H184V109H180V108H182L181 106L179 107V108H176L175 109ZM189 107V106H188ZM201 107V106H200ZM235 107V106H234ZM241 107V106H240ZM245 107V106H244ZM254 107V106H253ZM8 108H10V106L8 107ZM13 108V107H12ZM34 108V107H33ZM61 108V107H60ZM123 108V107H122ZM144 108H145V106H144ZM154 108H156L158 111L156 112V114L157 113H159V112H161L162 110L160 109L159 110V108L157 107V106H155ZM160 108H162V107H160ZM163 108H164V106H163ZM167 108H168V106H167ZM186 108V107H185ZM195 107H193V109H194ZM227 108V107H226ZM232 108V107H231ZM247 108H249V107H247ZM259 108V107H258ZM263 108V107H262ZM46 109V108H45ZM148 109V108H147ZM152 109H153V106H152ZM151 109V110H152ZM164 109H166V108H164ZM169 109V108H168ZM172 109V108H171ZM170 109V111L169 112H171L172 110ZM225 109V108H224ZM236 109V108H235ZM246 109V108H245ZM252 109V108H251ZM11 110V109H10ZM75 110V109H74ZM119 110V109H118ZM142 110H143V107H142ZM149 110H150V108H149ZM154 110L155 109H153L152 110V112H154ZM156 111V110H155ZM165 111V110H164ZM186 111V110H185ZM213 111V110H212ZM223 111V110H222ZM10 112V111H9ZM86 112V111H85ZM119 112V111H118ZM122 112V111H121ZM163 112V111H162ZM161 112V113H162ZM168 112V113H169ZM188 112V111H187ZM190 113H191V111H189ZM195 112H197V111H195ZM252 112V111H251ZM253 112H254V110H253ZM166 112H163L162 114H160L161 116H165V115H163V114H165ZM167 113V114H168ZM190 113H189V115H190ZM9 114V113H8ZM127 114V113H126ZM153 114H155V113H153ZM183 114H184V112H183ZM220 114V113H219ZM67 115V114H66ZM133 115V114H132ZM150 115V114H149ZM158 115V114H157ZM174 115V114H173ZM181 115V114H180ZM180 115H178V116H180ZM185 116H186V113L184 114ZM184 115H183V117H184ZM3 116V115H2ZM139 116V115H138ZM145 116V115H144ZM151 116H152V114H151ZM217 116V115H216ZM227 116V115H226ZM146 117H148V116H146ZM154 117V118H153ZM167 117V116H166ZM169 117H170V114H169ZM191 117V116H190ZM196 117V116H195ZM204 117V116H203ZM225 117V116H224ZM32 118V117H31ZM126 118V117H125ZM150 118V119H149ZM149 118H147V119H149L150 121H151V117H149ZM174 118V117H173ZM3 119V118H2ZM6 119V118H5ZM13 119V118H12ZM146 119V118H145ZM144 119V120H145ZM152 119L154 120L155 119V116H152ZM162 119V118H161ZM178 119H179V117H178ZM181 119V118H180ZM192 119V118H191ZM143 120V119H142ZM165 120V119H164ZM183 121H185L184 119H182ZM250 120V119H249ZM7 121V120H6ZM140 121H141V119H140ZM139 121V122H140ZM146 121V120H145ZM167 121H169V119L167 120ZM178 121V120H177ZM176 121V122H177ZM208 121V120H207ZM217 121V120H216ZM229 121V120H228ZM4 122V121H3ZM57 122V121H56ZM153 122V121H152ZM151 122V123H152ZM170 122V121H169ZM201 122H203L202 120H201ZM214 122H215V120H214ZM138 122H136L135 124H137ZM177 123H179V122H177ZM176 123V124H177ZM181 123V122H180ZM192 123V122H191ZM196 123V122H195ZM225 123V122H224ZM8 124V123H7ZM139 124V123H138ZM154 125H155V123H153ZM153 124H152V127H154L153 126ZM157 124V123H156ZM169 124V123H168ZM167 124V125H168ZM216 124V123H215ZM217 124H218V122H217ZM5 125V124H4ZM39 125V124H38ZM119 125V124H118ZM130 125V124H129ZM141 125H143V124H141ZM145 125V124H144ZM211 125V124H210ZM229 125V124H228ZM1 126H3V125H1ZM45 126V125H44ZM134 126V131L136 130V127L138 128V126H136L135 127V125H133ZM156 126V125H155ZM170 126V125H169ZM183 126V125H182ZM202 126V125H201ZM200 126V127H201ZM258 126V125H257ZM139 127L141 128V126L139 125ZM151 127V129L153 130V128ZM172 127V126H171ZM207 127V126H206ZM224 127V126H223ZM246 127V126H245ZM26 128H28V127H26ZM63 128H65V126L63 127ZM129 128V127H128ZM142 128H143V126H142ZM146 128V127H145ZM148 128V127H147ZM157 128H158V126H157ZM165 128V127H164ZM170 128V127H169ZM219 128V127H218ZM24 129V128H23ZM32 129V128H31ZM126 130H127V128H125ZM125 129H123L124 131H125ZM156 129V128H155ZM189 129H191V128H189ZM209 129V128H208ZM225 129V128H224ZM244 129V128H243ZM1 130V129H0ZM3 130H4V128H3ZM19 130V129H18ZM56 130V129H55ZM133 130V129H132ZM139 128L137 129V132L138 133H140L139 131ZM143 130H144V128H143ZM146 130V129H145ZM158 129H156L155 131H157ZM251 130V129H250ZM43 131V130H42ZM133 131V132H134ZM149 131V130H148ZM159 131H161L160 129H159ZM176 131V130H175ZM232 131V130H231ZM243 131V130H242ZM24 132H25V130H24ZM101 132V131H100ZM136 131H135V133H137ZM168 132H169V130H168ZM177 132V131H176ZM175 132V133H176ZM198 132V131H197ZM245 132V131H244ZM27 133V132H26ZM25 133V134H26ZM45 132H43V134H44ZM128 133V132H127ZM137 133V134H138ZM157 133H159L160 134V132H158L157 131ZM162 133V132H161ZM192 133V132H191ZM34 134V133H33ZM47 134V133H46ZM114 134V133H113ZM143 134H145V133H143ZM142 133H141V135H143ZM153 134H155V133H153ZM230 134V133H229ZM121 135V134H120ZM125 135V134H124ZM156 135V134H155ZM155 135H153V136H155ZM165 135V134H164ZM199 135V134H198ZM253 135V134H252ZM17 136V135H16ZM138 136V135H137ZM150 136H152L151 134H150ZM157 136V135H156ZM181 135H179L178 137H180ZM207 136V135H206ZM234 136V135H233ZM232 136V137H233ZM262 136V135H261ZM120 136L119 135H115V139L117 140L118 138H119ZM124 137V136H123ZM173 137V136H172ZM175 137L176 138H178L177 137V134L175 135ZM175 137H173V138H175ZM189 137V136H188ZM1 138H2V136H1ZM121 138V137H120ZM120 138H119V140H120ZM164 138V137H163ZM176 138L174 139V140H176ZM181 138V137H180ZM252 138H254V137H252ZM36 139V138H35ZM130 139V138H129ZM155 139V138H154ZM171 139V138H170ZM230 139V138H229ZM12 140V139H11ZM165 140V139H164ZM192 140V139H191ZM195 140V139H194ZM30 141V140H29ZM151 141V140H150ZM178 141H180V139L178 138ZM177 141V142H178ZM225 141V140H224ZM247 141V140H246ZM250 141H252V140H250ZM38 142H40V141H38ZM122 142H123V140H122ZM169 142V141H168ZM187 142H188V139H187ZM191 142V141H190ZM205 142V141H204ZM241 142H242V140H241ZM25 143V142H24ZM30 143V142H29ZM130 143V142H129ZM152 143V142H151ZM163 143H164V141H163ZM171 143V142H170ZM201 143V142H200ZM219 143V142H218ZM238 143V142H237ZM256 143V142H255ZM199 144V143H198ZM20 145V144H19ZM22 145V144H21ZM20 145V146H21ZM220 145H221V143H220ZM7 146V145H6ZM38 146V145H37ZM45 146V145H44ZM22 147V146H21ZM40 147H41V145H40ZM191 147V146H190ZM210 147V146H209ZM63 148V147H62ZM122 148V147H121ZM176 148V147H175ZM225 148V147H224ZM240 148V147H239ZM16 149V148H15ZM136 149V148H135ZM152 149V148H151ZM185 149V148H184ZM218 149V148H217ZM242 149V148H241ZM248 149V148H247ZM129 150V149H128ZM146 150V149H145ZM179 150V149H178ZM68 151V150H67ZM185 151V150H184ZM189 151V150H188ZM219 151V150H218ZM17 152H19V151H17ZM141 152V151H140ZM147 153V152H146ZM151 153V152H150ZM183 153V152H182ZM11 154V153H10ZM20 154V153H19ZM136 154V153H135ZM208 154V153H207ZM245 154V153H244ZM258 154V153H257ZM16 155H18V154H16ZM172 155V154H171ZM197 155V154H196ZM205 155V154H204ZM12 156V155H11ZM15 156V155H14ZM135 156V155H134ZM137 156V155H136ZM140 156V155H139ZM185 156V155H184ZM188 156V155H187ZM187 156H185V157H187ZM166 157V156H165ZM132 158H134V157H132ZM139 158V157H138ZM138 158H136V159H138ZM184 158V157H183ZM201 158V157H200ZM233 158V157H232ZM1 159V158H0ZM130 159V158H129ZM135 159V158H134ZM141 159V158H140ZM213 159V158H212ZM17 160H19V157H18V159ZM133 160V159H132ZM208 160V159H207ZM241 160V159H240ZM260 160V159H259ZM262 160V159H261ZM3 161V160H2ZM20 161H21V157H20ZM41 161V160H40ZM164 161V160H163ZM6 162V161H5ZM4 162V163H5ZM10 162V161H9ZM9 162H8V164H9ZM18 162V161H17ZM31 162V161H30ZM33 162V161H32ZM60 162V161H59ZM141 162V161H140ZM147 162V161H146ZM4 163H2L4 166H5V164ZM15 163H16V161H15ZM138 163V162H137ZM152 163V162H151ZM163 163V162H162ZM210 163V162H209ZM236 163V162H235ZM56 164V163H55ZM121 164V163H120ZM184 164V163H183ZM191 164V163H190ZM207 164V163H206ZM233 164V163H232ZM136 165V164H135ZM153 165V164H152ZM164 166H165V164H163ZM167 165V164H166ZM169 165V164H168ZM171 165V164H170ZM169 165V166H170ZM230 165V164H229ZM2 166V165H1ZM0 166V167H1ZM3 166V167H4ZM37 166V165H36ZM126 166H127V164H126ZM134 166V165H133ZM138 166V165H137ZM150 166H151V164H150ZM174 166V165H173ZM184 166V165H183ZM13 167V166H12ZM11 167V168H12ZM136 167V166H135ZM140 167V166H139ZM143 167H145V165L143 166ZM128 168V167H127ZM134 168V167H133ZM138 168V167H137ZM136 168V169H137ZM217 168V167H216ZM56 169V168H55ZM130 169V168H129ZM202 169V168H201ZM229 169V168H228ZM4 170V169H3ZM175 170V169H174ZM182 170V169H181ZM200 170V169H199ZM205 170H206V168H205ZM239 170V169H238ZM6 171L7 172H9L7 169H6ZM134 171V170H133ZM135 171H137V170H135ZM184 171V170H183ZM211 172H212V170H210ZM20 172V171H19ZM124 172H126V171H124ZM130 172V171H129ZM241 172V171H240ZM6 173V172H5ZM9 173H11V172H9ZM28 173V172H27ZM62 173V172H61ZM136 173V172H135ZM137 173H139V172H137ZM8 174V173H7ZM123 174V173H122ZM153 174V173H152ZM192 174V173H191ZM198 174V173H197ZM10 175V174H9ZM32 175V174H31ZM117 175L118 174H116V177H117ZM127 175V174H126ZM129 175V174H128ZM127 175V176H128ZM137 175V174H136ZM172 175V174H171ZM185 175V174H184ZM210 175H211V173H210ZM256 175V174H255ZM2 176H4V175H2ZM63 176V175H62ZM150 176V175H149ZM149 176H147V177H149ZM188 176V175H187ZM232 176V175H231ZM0 177H1V171H0ZM4 177H7V176H4ZM12 177V176H11ZM124 177V176H123ZM140 177V176H139ZM152 177V176H151ZM121 178V177H120ZM142 178V177H141ZM260 178V177H259ZM5 179V178H4ZM7 179H9V177L7 178ZM80 179V178H79ZM177 179V178H176ZM244 179V178H243ZM242 179V180H243ZM13 180V179H12ZM35 180V179H34ZM52 180V179H51ZM131 180V179H130ZM144 180V179H143ZM151 180V179H150ZM1 181V183H2V181L3 180H0ZM7 181V180H6ZM6 181H5V183H6ZM9 181V180H8ZM36 181V180H35ZM60 181V180H59ZM70 181V180H69ZM141 181V180H140ZM145 181V180H144ZM144 181H142V182H144ZM169 181V180H168ZM21 182V181H20ZM78 182V181H77ZM182 182V181H181ZM0 183V184H1ZM4 183V182H3ZM2 183V184H3ZM4 183V184H5ZM22 183V182H21ZM121 183V182H120ZM123 183V182H122ZM171 183V182H170ZM6 184H8V183H6ZM23 184V183H22ZM150 184V183H149ZM182 184V183H181ZM184 184V183H183ZM182 184V185H183ZM189 184V183H188ZM262 184H264L263 182H262ZM57 185V184H56ZM132 185V184H131ZM223 185V184H222ZM4 186H6V185H3V189L1 190V192H3V190L5 191V193L8 191V190H5L7 187H5L4 188ZM90 186V185H89ZM114 186V185H113ZM179 186V185H178ZM188 186V185H187ZM186 186V187H187ZM12 187H14L13 185H12ZM19 187V186H18ZM83 187H84V185H83ZM112 187V186H111ZM115 187V186H114ZM128 187V186H127ZM204 187V186H203ZM2 187H0V189H1ZM23 188V187H22ZM33 188V187H32ZM133 188V187H132ZM209 188V187H208ZM9 189V188H8ZM15 189V188H14ZM84 189V188H83ZM136 189V188H135ZM181 189V188H180ZM214 189V188H213ZM229 189V188H228ZM256 189V188H255ZM17 190V189H16ZM108 190V189H107ZM121 190V189H120ZM147 190V189H146ZM232 190V189H231ZM242 190V189H241ZM9 191H10V189H9ZM8 191V192H9ZM228 191V190H227ZM46 192V191H45ZM63 192V191H62ZM102 192H103V190H102ZM126 192V191H125ZM174 192V191H173ZM225 192V191H224ZM11 193H13V192H11ZM4 194V193H3ZM3 194H1L0 193V196H2ZM10 194V193H9ZM31 194V193H30ZM131 194V193H130ZM174 194V193H173ZM202 194V193H201ZM231 194V193H230ZM5 195V196H4ZM2 197L4 198V202L2 201V197H0V226H1V224H2V226L4 225V226H10L11 228H9V231L10 232H8V234H9V237H10V239L12 240L10 243H14L15 241H16V239L18 238V237H20V236H22V238L24 237V239H25V236L26 235H29L30 234V236L32 235L30 232H32V231H30L31 229H33V228H31V226H35L34 224V222L33 221H35V222H37L38 220H42V221H47V222H50L49 220H47L48 218H50V217H48L49 215H48V213H49V211H47V208L49 207V205H50V202L49 201H47V202H49L48 204V207H47V205L44 207V208H42V209H40L38 206H40V205H38V201H37V207H38V209H37V207L35 208V209H33L34 207H35V205H34V203H35V201L34 202H31V201H33L29 196H27V197H29L28 199H29V201H24V200H22V198H24V196L23 195H21V196H23L22 198H21V202L22 201H24V202H20L19 201V199H18V201L21 203H19V202H16L17 203V205H15V204H13L12 203V205H10L11 203V199H12V197L11 198H9L10 199V202H9V199L8 198H6V196L8 197V195H6V194H4ZM12 195V194H11ZM10 195V196H11ZM45 195H47V194H45ZM132 195V194H131ZM153 195V194H152ZM181 195V194H180ZM173 196V195H172ZM212 196V195H211ZM210 196V197H211ZM46 197V196H45ZM112 197V196H111ZM175 197V196H174ZM177 197V196H176ZM233 197V196H232ZM250 197V196H249ZM255 197V196H254ZM2 198V199H1ZM16 198V197H15ZM36 198H37V196H36ZM108 198V197H107ZM134 198V197H133ZM188 198V197H187ZM225 198V197H224ZM238 198V197H237ZM5 199H8L7 200V202H6V200ZM14 199V198H13ZM12 199V201H16V200H13ZM34 200H37V199H35V198H33ZM40 198H38V200H39ZM74 199V198H73ZM100 199H101V197H100ZM130 199V198H129ZM199 199V198H198ZM44 200V198L41 200H39V201H43ZM109 200V199H108ZM139 200V199H138ZM168 200V199H167ZM177 200V199H176ZM205 200V199H204ZM251 200V199H250ZM45 201V200H44ZM99 201V200H98ZM135 201V200H134ZM175 201V200H174ZM215 201V200H214ZM222 201V200H221ZM252 201V200H251ZM103 202V201H102ZM129 202V201H128ZM138 202V201H137ZM142 202V201H141ZM140 202V203H141ZM151 202V201H150ZM177 202V201H176ZM10 203V204H9ZM19 203V204H18ZM30 203L34 206H32V205H30ZM41 203H43V202H41ZM41 203H39V204H41ZM58 203V202H57ZM121 203V202H120ZM146 203V202H145ZM162 203V202H161ZM45 204H47V203H45ZM101 204V203H100ZM144 204V203H143ZM149 204V203H148ZM185 204V203H184ZM204 204V203H203ZM43 205V204H42ZM42 205L40 206V207H42ZM99 205V204H98ZM136 205V204H135ZM153 205V204H152ZM128 206V205H127ZM134 206V205H133ZM166 206H167V204H166ZM58 207V206H57ZM155 207V206H154ZM182 207V206H181ZM54 208V207H53ZM52 208V209H53ZM164 208H166V207H164ZM164 208L162 207L160 210L161 211H164ZM170 208V207H169ZM174 208V207H173ZM185 208V207H184ZM258 208V207H257ZM37 209V210H36ZM99 209V208H98ZM117 209V208H116ZM175 209V208H174ZM189 209V208H188ZM48 210H49V208H48ZM55 210V209H54ZM95 210V209H94ZM146 210V209H145ZM173 210V209H172ZM182 210H183V208H182ZM232 210V209H231ZM114 211V210H113ZM141 211V210H140ZM139 211V212H140ZM176 211V210H175ZM185 211H186V209H185ZM188 211V210H187ZM48 212V213H47ZM74 212V211H73ZM134 212V211H133ZM151 212V211H150ZM168 212H170V211H167V213ZM184 212V211H183ZM189 212V211H188ZM75 213V212H74ZM164 213V212H163ZM202 213V212H201ZM240 213V212H239ZM256 213V212H255ZM149 214V213H148ZM169 214V213H168ZM171 214H174V213H171ZM170 214V215H171ZM251 214V213H250ZM59 215V214H58ZM136 215V214H135ZM169 215V216H170ZM175 215V214H174ZM176 215H177V213H176ZM180 215V214H179ZM248 215V214H247ZM107 216V215H106ZM149 216V215H148ZM173 216V215H172ZM181 216V215H180ZM185 216V215H184ZM188 216V215H187ZM213 216V215H212ZM45 217H47L46 219H45ZM135 217V216H134ZM175 218H179V216L177 217H175ZM180 218H183V217H180ZM196 218V217H195ZM243 218V217H242ZM45 219V220H44ZM60 219V218H59ZM146 219V218H145ZM172 219H174V218H172ZM202 219H203V217H202ZM239 219V218H238ZM37 220V221H36ZM55 220V219H54ZM178 220V219H177ZM180 220H182V219H180ZM188 220V219H187ZM199 220V219H198ZM57 221V220H56ZM55 221V222H56ZM192 221V220H191ZM194 221V220H193ZM40 222V221H39ZM38 222V224L40 225H43L44 226V228L45 229H48L47 227H49V223H47L46 222V224H47V227H46V224L43 222V224H42V222L41 223H39ZM52 222H53V220H52ZM54 222V223H55ZM57 222H59V220L57 221ZM89 222V221H88ZM153 222V221H152ZM187 222V221H186ZM228 222V221H227ZM34 223V224H33ZM64 223H66V222H64ZM63 223V224H64ZM164 223V222H163ZM183 223V222H182ZM221 223V222H220ZM58 224V223H57ZM158 224V223H157ZM184 224H186V223H184ZM189 224V223H188ZM187 224V225H188ZM40 225V227H42L41 228V230L42 229H44L43 228V226H41ZM51 225V224H50ZM93 225V224H92ZM161 225H162V223H161ZM207 225V224H206ZM1 226V227H2ZM60 226V225H59ZM63 226H65V225H63ZM126 226V225H125ZM170 226V225H169ZM210 226H211V224H210ZM250 226V225H249ZM0 227V228H1ZM6 227H5V229H6ZM36 227V226H35ZM84 227V226H83ZM190 227V226H189ZM193 227V226H192ZM4 228V227H3ZM36 228H38V226L36 227ZM57 228V227H56ZM61 228V227H60ZM76 228H78V227H76ZM96 228V227H95ZM103 228V227H102ZM159 228V227H158ZM224 228V227H223ZM251 228V227H250ZM262 228V227H261ZM125 229V228H124ZM7 230V229H6ZM35 230V229H34ZM39 230H40V228H39ZM60 230V229H59ZM71 230V229H70ZM94 230V229H93ZM107 230V229H106ZM128 230V229H127ZM158 230V229H157ZM8 231V230H7ZM101 231V230H100ZM168 231V230H167ZM176 231V230H175ZM185 231V230H184ZM200 231V230H199ZM213 231V230H212ZM3 231H1V233H2ZM48 232V231H47ZM68 232V231H67ZM5 233H6V231H5ZM42 233H43V231H42ZM80 233V232H79ZM102 233V232H101ZM180 233V232H179ZM202 233V232H201ZM3 234V233H2ZM35 234V233H34ZM57 234V233H56ZM208 234V233H207ZM260 234V233H259ZM1 235V234H0ZM76 235V234H75ZM85 235V234H84ZM87 235V234H86ZM196 235V234H195ZM264 235V234H263ZM3 236V235H2ZM28 237L27 238V236H26V240H28L27 242H25L24 244V247L26 248L27 247V245L28 244H31L30 242H31V238H34V236L33 237ZM51 236V235H50ZM60 236V235H59ZM171 236V235H170ZM81 237V236H80ZM6 238V237H5ZM7 238H8V236H7ZM21 238V237H20ZM20 238H18L19 240H20ZM88 238V237H87ZM208 238V237H207ZM253 238V237H252ZM9 239V238H8ZM8 239H6V240H8ZM74 239V238H73ZM178 239V238H177ZM25 240V241H26ZM78 240V239H77ZM110 240V239H109ZM140 240V239H139ZM154 240V239H153ZM187 240V239H186ZM8 241H10V240H8ZM41 241V240H40ZM46 241V240H45ZM58 241V240H57ZM83 241H84V239H83ZM90 241V240H89ZM89 241H88V243H89ZM108 241V240H107ZM17 242V241H16ZM52 242V241H51ZM76 242V241H75ZM92 242V241H91ZM249 242V241H248ZM9 243V244H10ZM18 243V242H17ZM28 243V244H27ZM87 243V242H86ZM87 243V244H88ZM110 243V242H109ZM39 244V243H38ZM48 244V243H47ZM57 244V243H56ZM66 244V243H65ZM70 244V243H69ZM79 244V243H78ZM82 244V243H81ZM84 244V243H83ZM93 244H95V243H93ZM181 244H183V243H181ZM11 245V244H10ZM32 245V244H31ZM73 245V244H72ZM75 245H76V243H75ZM97 245V244H96ZM122 245V244H121ZM138 245V244H137ZM186 245H187V243H186ZM186 245H185V247H186ZM189 245V244H188ZM12 246H14V245H12ZM18 246H20V245H18ZM37 246V245H36ZM67 246V245H66ZM87 246V245H86ZM252 246V245H251ZM257 246V245H256ZM31 246L30 245H28V248H30ZM44 247V246H43ZM87 247H89V246H87ZM86 247V248H87ZM109 247V246H108ZM23 248V247H22ZM32 248H33V245H32ZM31 248V249H32ZM35 248V247H34ZM37 248H40V247H37ZM42 248V247H41ZM40 248V250L38 249V251H37V253L40 251L41 253H43L44 251L42 250ZM45 248V247H44ZM85 248V247H84ZM97 248V247H96ZM118 248H119V246H118ZM131 248V247H130ZM180 248V247H179ZM4 249V248H3ZM18 249V248H17ZM47 249V248H46ZM63 249V248H62ZM125 249V248H124ZM254 249V248H253ZM2 250V249H1ZM22 250V249H21ZM30 250V249H29ZM33 250L34 249H32V250H30V251H32V253H31V255L32 254H34L33 253ZM37 250V249H36ZM51 250V249H50ZM64 250V249H63ZM66 250V249H65ZM82 250V249H81ZM86 250V249H85ZM97 250V249H96ZM114 250V249H113ZM168 250V249H167ZM188 250V249H187ZM4 251V250H3ZM23 251H24V249L21 251L22 253L21 254H23ZM43 251V252H42ZM48 251V250H47ZM106 251V250H105ZM189 251V250H188ZM234 251V250H233ZM232 251V252H233ZM24 252H26V253H24V255H26V256H28L29 254H28V249L26 248V250L24 251ZM56 252H57V250H56ZM89 252V251H88ZM91 252V251H90ZM112 252V251H111ZM142 252V251H141ZM210 252V251H209ZM242 252V251H241ZM41 253H39V254H36L35 253V256L34 257H36L37 255L39 256V258L38 259H40L41 258V256L42 257H44L43 255H45L44 253L43 254H41ZM45 253H47L46 251H45ZM51 253V252H50ZM49 253V254H50ZM54 253V252H53ZM62 253H63V251H62ZM93 253V252H92ZM180 253V252H179ZM226 253V252H225ZM20 254V255H21ZM40 254H41V256H40ZM48 254V253H47ZM57 254V253H56ZM61 254V253H60ZM95 254V253H94ZM121 254V253H120ZM163 254V253H162ZM187 254V253H186ZM231 254V253H230ZM18 255V254H17ZM16 255V256H17ZM24 255H22V258L20 257H18V259H16V260H14V262H13V264H16V262H17V264H18V261H24V260H22L23 259V256ZM30 255V256H31ZM66 255H68V254H66ZM71 255V254H70ZM90 255H92V254H90ZM97 255H98V253H97ZM114 255V254H113ZM227 255V254H226ZM247 255V254H246ZM32 256V257H33ZM49 256V255H48ZM47 256V257H48ZM59 256V255H58ZM82 256V255H81ZM93 256V255H92ZM109 256V255H108ZM229 256V255H228ZM16 257V258H17ZM32 257H30V258H28V260H27V263L26 264H34V263H36L37 261L35 260V262L33 263L32 262V259H34V257L32 258ZM70 257V256H69ZM73 257V256H72ZM80 257V256H79ZM87 257V256H86ZM98 257V256H97ZM10 258V257H9ZM46 258V257H45ZM64 258L65 257H63V260H64ZM71 258V257H70ZM74 258V257H73ZM78 258V257H77ZM75 258L76 260H79L80 259V261H82L81 260V258ZM90 258V257H89ZM174 258V257H173ZM241 258V257H240ZM12 259V258H11ZM14 259V258H13ZM36 259V258H35ZM53 259V258H52ZM56 259V258H55ZM75 259H74V261H75ZM101 259V258H100ZM109 259V258H108ZM107 259V260H108ZM185 259V258H184ZM233 259V258H232ZM248 259V258H247ZM257 259H259V258H257ZM30 260H31V262H30ZM42 260V259H41ZM41 260H39V261H41ZM44 260H46V259H44ZM44 260H43V262H44ZM67 260V259H66ZM66 260L64 261V262H66ZM87 261H89L88 259H86ZM98 260V259H97ZM115 260V259H114ZM137 260V259H136ZM207 260V259H206ZM214 260V259H213ZM242 260V259H241ZM16 261V262H15ZM70 261V260H69ZM80 261H78L79 263H80ZM84 261V260H83ZM82 261V262H83ZM91 261H92V258H91ZM106 261V260H105ZM191 261V260H190ZM193 261V260H192ZM218 261V260H217ZM240 261V260H239ZM247 261V260H246ZM8 262V261H7ZM81 262V263H82ZM85 262V261H84ZM95 262H96V260H95ZM119 262V261H118ZM179 262V261H178ZM194 262V261H193ZM192 262V263H193ZM253 262V261H252ZM8 263H10V262H8ZM42 263V262H41ZM61 263V262H60ZM72 263L74 264V262H73V260H72ZM90 263H92V262H90ZM150 263V262H149ZM173 263V262H172ZM175 263V262H174ZM247 263H248V261H247ZM19 264H22V262L21 263H19ZM77 264V263H76ZM83 264V263H82ZM99 264V263H98ZM134 264H136V263H134ZM153 264V263H152ZM195 264V263H194ZM211 264V263H210Z\"/></svg>",
  "mask_w": 264,
  "mask_h": 264
}]
</instances>
